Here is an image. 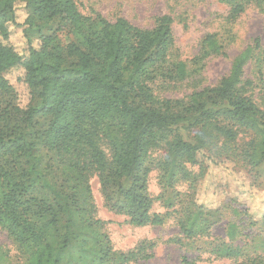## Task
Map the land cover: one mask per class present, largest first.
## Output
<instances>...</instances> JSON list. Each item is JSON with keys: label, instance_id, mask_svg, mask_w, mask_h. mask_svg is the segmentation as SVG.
I'll list each match as a JSON object with an SVG mask.
<instances>
[{"label": "trees", "instance_id": "trees-1", "mask_svg": "<svg viewBox=\"0 0 264 264\" xmlns=\"http://www.w3.org/2000/svg\"><path fill=\"white\" fill-rule=\"evenodd\" d=\"M19 2L26 11L24 55L5 42ZM242 5L232 7L233 18ZM54 21L57 27L49 32ZM171 25L166 14L156 16L149 29L124 17L111 21L99 13L85 15L75 0H0V228L27 254L25 264H89L92 250L84 246L83 227L77 229L83 211L77 188L82 186L90 195V174L97 177L107 206L123 214L128 224L140 227L163 222L160 214L152 212L148 193L151 152L162 151L170 184L177 182L179 171L193 194L206 174V161H233L251 169L264 161V109L245 94L251 81L243 76L259 39L234 56L228 73L215 86L192 92L186 99L159 98L150 82L173 45ZM62 27L67 28V41L58 35ZM221 48L209 33L199 57ZM14 68L22 70L21 81L29 94L26 104L19 103L9 77ZM166 74L184 78L185 62H174ZM5 94L13 103L3 105ZM35 99L40 101L39 109ZM12 109L27 123L39 111L47 124L27 138L10 127ZM242 131H249V136L236 151L232 144L241 140ZM185 133L192 134L191 141ZM36 142L45 154L37 151ZM49 155L52 164L46 160ZM192 165L197 173L190 169ZM125 178L130 183L123 191L124 202L114 204L108 186ZM193 204L192 217L180 224L186 237L196 233L194 226L205 232L220 221L218 208ZM244 214L252 218L246 208ZM89 220L88 224L99 223V219ZM59 223L63 232L54 246L49 239ZM225 234L229 241L215 247L217 257L230 258L229 264H264V254H245L241 245L231 242L235 224H227ZM74 242L79 247L77 256L71 254ZM146 247L138 245L122 254L121 260L150 257ZM98 254L94 252L95 260ZM3 260L0 252V264ZM98 260L105 263L103 255ZM181 264L194 263L184 256Z\"/></svg>", "mask_w": 264, "mask_h": 264}, {"label": "rangeland", "instance_id": "rangeland-1", "mask_svg": "<svg viewBox=\"0 0 264 264\" xmlns=\"http://www.w3.org/2000/svg\"><path fill=\"white\" fill-rule=\"evenodd\" d=\"M78 9L85 15L101 14L108 20L124 17L132 24L149 29L159 15H169L172 19L173 45L166 60L157 70V75L150 82L152 91L159 98L186 99L195 91L215 86L221 77L228 73L234 56L247 45H253L259 39V48L253 59L244 68V79L251 81L245 94L264 109V0H75ZM243 4L238 16H231V9L236 4ZM15 23L8 24L7 41L14 50L24 55L27 51L26 38L23 34V21L26 11L23 3L15 5ZM58 22L54 21L48 28L52 32ZM47 31V30H44ZM67 28L62 27L58 35L67 41ZM212 33L221 45L217 53L199 57L204 37ZM33 36V33L30 34ZM34 38V44L36 43ZM182 60L186 64L187 74L184 78L168 77L166 72L171 65ZM160 72H164L161 76ZM15 83L20 104L29 99L27 87L22 83L21 68H14L9 74ZM3 105L13 103L9 94L2 96ZM34 106L39 109L40 101L35 99ZM23 117L11 110L9 125L18 129L27 138L47 124V117L39 111L34 114L32 123L23 121ZM249 131H242L241 140L232 144L239 151ZM192 140V134H183ZM37 151L41 149L36 142ZM49 164L52 157L45 156ZM162 151L150 153L147 162L151 171L148 175V193L153 199L152 212L160 214L163 222L160 225L133 226L125 221L123 214L111 210L94 174L89 176L91 193L88 196L82 186L77 188L79 203L83 209L81 225L83 227L84 246L91 249L87 256L89 264L99 262L103 255L104 262L111 264H181L186 256L194 264H229L230 258L217 257L215 247L224 241L226 226L235 224L236 235L231 241L242 246L245 254H264V161L255 168L242 167L240 163L224 161L211 163L206 161L205 176L197 183L196 193L188 187V182L180 179L177 171L172 181L165 176L162 163ZM239 166V167H238ZM195 173L196 166H190ZM129 179L119 184L111 183L107 192L114 204H122L123 191L129 186ZM235 200L236 203H233ZM203 204L205 208H218L220 221L205 232L198 231L201 226H194L192 236H184L180 224L192 217L194 204ZM245 208L251 215L249 220L244 214ZM234 209H237L234 211ZM99 219V223L88 224L89 219ZM60 224V223H59ZM58 231H52L49 241L56 246L59 233L63 232L61 224ZM148 245L147 258H133L128 262L121 260V255L134 250L138 245ZM72 256H77L79 247L73 243ZM0 252L4 255L2 264H25L27 254L0 228ZM94 252H98L96 260ZM68 253H65L67 256ZM93 259V260H92ZM101 264V263H97Z\"/></svg>", "mask_w": 264, "mask_h": 264}]
</instances>
